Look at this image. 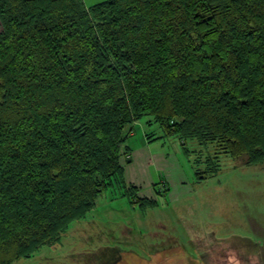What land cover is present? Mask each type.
Returning a JSON list of instances; mask_svg holds the SVG:
<instances>
[{
	"label": "trees",
	"instance_id": "trees-1",
	"mask_svg": "<svg viewBox=\"0 0 264 264\" xmlns=\"http://www.w3.org/2000/svg\"><path fill=\"white\" fill-rule=\"evenodd\" d=\"M0 21V264L56 244L104 191L159 205L121 161L144 119L150 141L264 165V0H0Z\"/></svg>",
	"mask_w": 264,
	"mask_h": 264
},
{
	"label": "rangeland",
	"instance_id": "rangeland-1",
	"mask_svg": "<svg viewBox=\"0 0 264 264\" xmlns=\"http://www.w3.org/2000/svg\"><path fill=\"white\" fill-rule=\"evenodd\" d=\"M147 120L131 126L130 145L138 147L144 139L152 158L158 153L159 159L174 160L173 196L143 210L118 188L104 191L60 241L13 264H264V165L219 154L216 143L188 141L189 155L176 136L150 142L148 134L161 137L163 132L160 126L148 127ZM208 158L221 169L199 182L194 163ZM153 175L154 181L166 178Z\"/></svg>",
	"mask_w": 264,
	"mask_h": 264
},
{
	"label": "crops",
	"instance_id": "crops-1",
	"mask_svg": "<svg viewBox=\"0 0 264 264\" xmlns=\"http://www.w3.org/2000/svg\"><path fill=\"white\" fill-rule=\"evenodd\" d=\"M148 141L150 140L148 139ZM146 144H148V142L142 139L140 146L132 147L131 145L132 151L130 154V160H132V162L124 163L122 161L125 172V181L127 186L136 188V194L140 199L146 198L159 203L163 197L167 198L168 194L173 196L174 192L171 191L173 188L171 182L176 183V181L172 180V178L177 169L175 162L172 159H167L166 157L164 159H159L160 154L158 153L154 155V158H152L153 155H150L147 152L148 147ZM155 165L157 168L151 169V167H155ZM152 170L159 176V178H162L163 174H166L165 180L163 178L160 180L165 186L162 187L160 181L153 180L154 175ZM161 171L165 173H161ZM181 181H183V178L179 181V183L183 185L184 182ZM160 190H163L164 193L167 192V194L159 193Z\"/></svg>",
	"mask_w": 264,
	"mask_h": 264
},
{
	"label": "water",
	"instance_id": "water-1",
	"mask_svg": "<svg viewBox=\"0 0 264 264\" xmlns=\"http://www.w3.org/2000/svg\"><path fill=\"white\" fill-rule=\"evenodd\" d=\"M192 264H196V263H192Z\"/></svg>",
	"mask_w": 264,
	"mask_h": 264
}]
</instances>
